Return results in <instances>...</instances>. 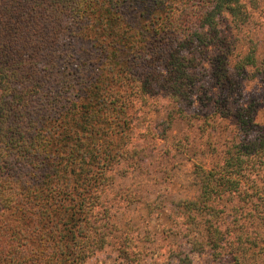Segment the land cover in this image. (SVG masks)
I'll return each mask as SVG.
<instances>
[{"label": "trees", "instance_id": "16d2710c", "mask_svg": "<svg viewBox=\"0 0 264 264\" xmlns=\"http://www.w3.org/2000/svg\"><path fill=\"white\" fill-rule=\"evenodd\" d=\"M251 21L264 32V0H0V264L81 252L84 184L124 158L135 100L153 99L158 81L195 93V50H215L210 65L229 94L234 78L261 68L254 39L238 46L236 73L227 70L237 51L231 25ZM254 109L244 104L241 119ZM243 127L258 136L237 156L253 166L226 178L204 172L200 197L185 206L206 264H264V178L252 175L264 168V124ZM218 191L228 194L223 204L244 203L236 218L216 209Z\"/></svg>", "mask_w": 264, "mask_h": 264}, {"label": "rangeland", "instance_id": "374dc122", "mask_svg": "<svg viewBox=\"0 0 264 264\" xmlns=\"http://www.w3.org/2000/svg\"><path fill=\"white\" fill-rule=\"evenodd\" d=\"M253 21L239 30L231 25L237 51L227 70L232 76L236 73L232 66L238 61V46L252 41L261 44L260 51L253 46L261 68H248L239 79L234 78L237 82L229 87V94L226 82L217 81L219 67L210 65L215 50H195L197 55L192 54L191 60L197 58L193 67L196 77L188 81L195 93L178 95L158 81L159 85H153V99L135 100L138 113H132L135 117L132 133L124 142L128 146L124 158L96 171L84 184V224L89 229L84 232L86 239L79 241L82 251L75 253V258L53 256L52 264H206L208 257L195 245L198 231L185 221V211L190 210L191 216L196 213L185 206L200 197L204 172L214 170L226 178L255 162L237 156L239 149L258 136L246 134L243 123L251 118L264 124V32L255 28ZM222 28L227 31L226 22ZM90 74L89 69L84 71V76ZM244 104L251 111L262 110L241 119ZM252 175L263 179L264 168ZM228 199V194H220L216 209L236 218V207L244 203L236 199L234 205L223 204ZM262 248H258L259 254H263Z\"/></svg>", "mask_w": 264, "mask_h": 264}]
</instances>
